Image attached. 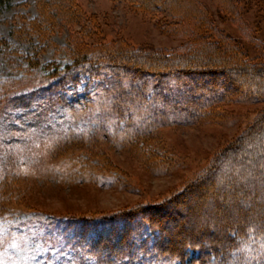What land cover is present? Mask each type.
<instances>
[{
    "label": "rangeland",
    "instance_id": "1",
    "mask_svg": "<svg viewBox=\"0 0 264 264\" xmlns=\"http://www.w3.org/2000/svg\"><path fill=\"white\" fill-rule=\"evenodd\" d=\"M197 1L207 5L216 28L255 55L241 37L239 19L219 15L211 0ZM77 2L85 15L81 23L53 32L35 66L27 57L35 56L38 40L19 42L10 34L22 17L37 15L35 0H11L0 15V35L16 47L13 57L19 62L13 68L0 57V264H92L71 238L73 220L171 198L264 107V102L233 93L220 100L221 89L212 85L206 93L196 91L191 86L195 79L183 82L181 91L169 80L165 91L172 97L164 98L155 95L152 85L133 90L128 82L136 84L135 76L101 92L88 75L68 82L53 107V98L41 94L49 82L46 67L54 69L56 63L62 69L70 63L73 35L83 28L94 34L90 45L123 40L135 47L169 49L182 42L162 32L155 16L126 2ZM241 2L253 35L264 41V0ZM33 91L30 101L24 98ZM253 255L247 250L218 264H263L261 254ZM126 264L143 262L136 258Z\"/></svg>",
    "mask_w": 264,
    "mask_h": 264
},
{
    "label": "trees",
    "instance_id": "2",
    "mask_svg": "<svg viewBox=\"0 0 264 264\" xmlns=\"http://www.w3.org/2000/svg\"><path fill=\"white\" fill-rule=\"evenodd\" d=\"M10 1L0 0V15ZM113 1L155 16L162 32L182 42L169 49L135 47L123 40L90 45L94 34L83 28L73 35L70 63L62 69L55 62L54 69L46 67L49 82L41 94L53 98V107L63 98L60 90L85 75L97 82L101 92L135 76L136 84L128 82L133 90L152 85L157 97L171 98L165 91L169 80L182 87L195 79L191 86L196 91L206 93L208 85L221 89L220 100L233 93L264 102V41L253 35L241 0L211 1L219 15L239 19L241 37L256 51L253 56L240 40L216 28L207 5L197 0ZM35 7L37 15L22 17L10 32L19 42L38 40L33 46L35 56L27 57L32 66L39 65V51L52 41L53 32L77 26L85 16L77 0H35ZM16 52L0 35V57L13 68L19 66L13 57ZM34 94L24 98L30 101ZM239 215L244 218L239 220ZM71 225V238L77 240L83 260L92 264H126L136 258L143 264H218L244 256L247 250L255 257L261 254L264 264V107L200 175L171 198L109 216L75 219Z\"/></svg>",
    "mask_w": 264,
    "mask_h": 264
}]
</instances>
